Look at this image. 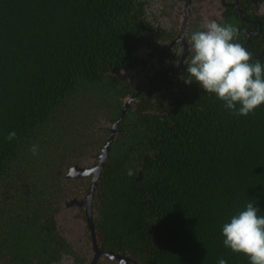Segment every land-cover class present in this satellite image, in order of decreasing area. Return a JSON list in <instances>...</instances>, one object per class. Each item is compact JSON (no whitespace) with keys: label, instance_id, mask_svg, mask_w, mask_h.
Segmentation results:
<instances>
[{"label":"trees","instance_id":"trees-1","mask_svg":"<svg viewBox=\"0 0 264 264\" xmlns=\"http://www.w3.org/2000/svg\"><path fill=\"white\" fill-rule=\"evenodd\" d=\"M150 2L0 0V264L72 252L57 217L80 187L65 174L99 160L126 100L146 85L120 72L163 34ZM230 17L237 42L264 64V16L248 43ZM169 67L145 75L118 124L93 200L99 247L136 264H250L224 246L222 226L249 202L264 216V105L236 115Z\"/></svg>","mask_w":264,"mask_h":264},{"label":"clouds","instance_id":"clouds-1","mask_svg":"<svg viewBox=\"0 0 264 264\" xmlns=\"http://www.w3.org/2000/svg\"><path fill=\"white\" fill-rule=\"evenodd\" d=\"M204 30L194 31L188 40L189 55L183 60L186 85L197 83L206 93L224 102L226 109L248 116L264 105V64L253 62L251 52L237 42L239 29L216 20L207 21ZM176 57H184L183 41L172 48ZM15 131L7 140L15 139ZM31 151L35 154L37 146ZM133 175L131 171L128 173ZM252 202L222 226L223 244L234 253L246 255L250 264H264V216ZM218 264H227L220 259Z\"/></svg>","mask_w":264,"mask_h":264},{"label":"flooded vegetation","instance_id":"flooded-vegetation-1","mask_svg":"<svg viewBox=\"0 0 264 264\" xmlns=\"http://www.w3.org/2000/svg\"><path fill=\"white\" fill-rule=\"evenodd\" d=\"M165 1L167 7L169 8V10H171L173 14L172 18L169 19V21L167 20L168 22H174V24L172 23V26L169 30L171 36L168 37L167 34H163L162 36H160L161 41L160 40L159 41L161 42L162 45H160L159 49L157 50L153 49L154 55L151 59L149 58L147 60L146 67L140 74V82L145 81L144 76L147 73H150L154 70H159L163 67L168 68L169 66L172 65L171 67L172 69H179L181 71L186 69V66L183 64V60L187 59L189 55L188 40L190 34L194 31H199L198 29L196 30V28H194V26L191 25H194L198 22L208 21L205 20L204 18L203 19L198 18V16L203 15L202 11L213 14L212 20H216L218 23L221 24H227V22H237V19L230 17L231 15L237 16L239 20L245 24L244 26L246 28L244 32L247 33V43L250 41L251 35L256 34L258 32L255 31V27L259 29L262 28V23H261L262 21L258 19V17L264 16V2H262L261 0H204L202 4L198 0H165ZM174 4H176V7L173 10L172 8ZM200 5L202 7L201 9H199ZM170 6L172 7L170 8ZM217 8L220 9L217 10ZM214 14H217L220 18L216 19ZM170 25L171 24H169L168 26ZM203 26L204 24H202L200 28H203ZM181 41H183L185 47L184 57H176L175 54L172 52V48L177 46L178 43ZM146 69L147 72L143 75ZM97 162L94 163L96 164ZM92 178L93 175L81 176L80 178H72L73 182H76L81 188L85 187L84 182L87 183L89 181L87 193L84 196L82 194V197L80 198H76L78 201L86 200ZM72 199L71 198L68 200L66 199L62 203L64 204V209L66 210L65 213L69 215L68 220L77 219L79 222H81L83 226L82 228L83 231L80 236L81 243H75L74 241L72 242L68 240V238L65 237L64 233L59 230L60 234L68 240L72 252L62 255V258L59 260V262H54L53 264H62V263L64 264L66 257L72 258L69 264H81L78 258L82 257V252H84V250H86L87 247H91L90 249L91 258L90 259L87 258L88 260L87 259L85 260V264H91L93 257L95 255V250L92 243L91 231L88 227L86 204H82V205H78L77 203L70 204V201ZM69 222L70 221H68V223ZM104 262L113 264L114 260L109 259L105 255H101L97 261V264H104Z\"/></svg>","mask_w":264,"mask_h":264},{"label":"rangeland","instance_id":"rangeland-1","mask_svg":"<svg viewBox=\"0 0 264 264\" xmlns=\"http://www.w3.org/2000/svg\"><path fill=\"white\" fill-rule=\"evenodd\" d=\"M201 4L204 2V0H198ZM151 8L154 12V27L156 30L161 31L163 34H166V32H169L172 23L174 24V22H168L169 19L172 18V12L171 10H169V8L167 7L166 1L165 0H151ZM176 3V2H174ZM172 6H170L171 8ZM176 4H174L173 6V10L175 9ZM201 5L199 6V9H201ZM220 8H217V10H219ZM216 10V11H217ZM215 11V12H216ZM174 12V11H173ZM199 12V10H198ZM214 12V13H215ZM175 13V12H174ZM203 15L198 16L199 19H205V20H212L213 18V14H210L209 12H205L202 11ZM219 13V11H218ZM216 19H219L220 17L217 14H214ZM168 20V21H167ZM206 22H198L194 25V28H196V30L198 29L200 30H204V28H200L202 24H205ZM169 24H171L170 26H168ZM179 25V22H178ZM191 28V27H190ZM178 30V29H177ZM162 34V35H163ZM161 35V36H162ZM165 37V36H164ZM166 38V37H165ZM160 37L155 38L154 40H151V42L145 46H143L138 52H137V57L140 60V64L138 66H136L135 68H132L131 70L128 71H122L120 72V76L123 77L124 79L132 82L134 85H138L140 83V74L141 72L144 70V68L146 67L147 64V60L153 57L154 50L159 49V46L162 45L161 44V40ZM163 41V40H162ZM156 69V68H155ZM153 74V71L150 72V75ZM107 126H110L109 123H106ZM85 187L80 189H74L75 186H77L76 182H72V184L70 185V188H73L74 190H76V194L71 195L70 197L67 198L68 199H72V198H80L87 193L88 191V185L89 182H84ZM85 189V190H84ZM65 209H64V204H62L61 210L58 213V217H57V222H58V227L59 230L62 231L65 235V237L68 238V240L70 241H74L75 243H81V233H82V224L81 222H79L77 219L76 220H68L69 219V215L67 213H65ZM66 221V222H65ZM68 221H70L68 223ZM66 260L64 261V264H69L71 262V257H66ZM63 264V263H62Z\"/></svg>","mask_w":264,"mask_h":264},{"label":"water","instance_id":"water-1","mask_svg":"<svg viewBox=\"0 0 264 264\" xmlns=\"http://www.w3.org/2000/svg\"><path fill=\"white\" fill-rule=\"evenodd\" d=\"M147 72V69L144 71L143 75ZM144 80L146 82V85L136 94L133 98H128L125 102L124 110L122 111V114L118 117L117 121L114 122L111 125V134L110 139L105 144V146L102 149V153H100L97 158L99 159L96 164L93 165H78L75 164L71 166L67 173L65 174V177L67 178H80L81 176H90L93 175L89 192L87 194L86 200L78 201L76 198L72 199L70 201V204L77 203L78 205L86 204V211H87V219H88V227L91 231L92 236V243L95 250V255L93 257V260L91 264H97L98 259L101 255L107 256L109 259L117 261L119 264H136L137 262L135 260H132L130 257L115 253L112 251H101L98 247V234L95 228L94 224V217H93V200L95 197V192L98 187V183L102 177V171L105 166V163L108 159L110 147L111 144L116 136V130L118 127V124L123 119L124 114L126 113L127 108L130 106V104L136 99V97L143 91L144 88H146L149 84V79L144 76Z\"/></svg>","mask_w":264,"mask_h":264}]
</instances>
